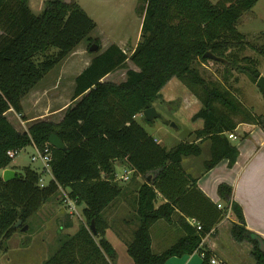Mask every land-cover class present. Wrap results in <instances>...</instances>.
Instances as JSON below:
<instances>
[{"label":"trees","instance_id":"16d2710c","mask_svg":"<svg viewBox=\"0 0 264 264\" xmlns=\"http://www.w3.org/2000/svg\"><path fill=\"white\" fill-rule=\"evenodd\" d=\"M258 1L219 0L212 4L208 0H136L142 21L139 42L129 55L116 45L100 51L99 43L93 40L98 51H88L92 54L88 66L73 80L71 99L75 105L67 108L59 123L38 122L19 133L5 114L13 111L21 115L24 97L78 45L90 41L96 25L75 0L48 1L38 16L29 9L28 0H0V170L16 172L9 182L0 178V243L17 231L14 225L18 221L21 227L26 225L57 196L60 187L76 205H83L85 225L62 239L43 264H112L115 251L105 239L107 223L103 215L119 199L132 195L116 181L114 162H123L132 172L131 178L142 180L135 187V197H131L136 226L125 244L132 263L166 264L171 258L197 253L202 255L200 264H210L214 257L202 248L201 241L225 212L211 207L198 191L196 181L183 171L181 160L200 156V144L195 141L209 142L204 171L222 160L232 168L238 151L226 134L234 131L235 120L257 125L264 132V118L251 116L225 86L234 68L253 84L260 77L256 70L250 71L256 66L255 60L238 61L236 54L232 58L225 56L230 50L248 48L264 58V45L252 46L236 32L240 17ZM207 52L226 61L214 62L223 66L225 84L207 82L195 67L208 62L203 58ZM126 62L138 71L127 70L120 84L102 81L123 69ZM240 62L245 66H238ZM171 79L180 82L199 101L201 109L192 121L201 120L203 126L193 133L194 141L180 142L167 151L135 118L141 116L145 121L143 112L161 99L160 92ZM168 105L176 109L179 100ZM50 135L58 137L66 150L50 146L53 180L40 187V175L29 168L17 172L7 153L20 152L28 146L42 151ZM216 193L237 220L230 229L232 240L249 243L254 264H264L258 245V240H264L245 228L241 212L231 201V188L219 184ZM157 197L162 203L155 207ZM195 197L206 204L202 221L189 213ZM186 219L195 220L201 230L197 232ZM91 220L95 235L90 230ZM158 222L178 228L182 236L164 251L154 253L150 228Z\"/></svg>","mask_w":264,"mask_h":264},{"label":"rangeland","instance_id":"374dc122","mask_svg":"<svg viewBox=\"0 0 264 264\" xmlns=\"http://www.w3.org/2000/svg\"><path fill=\"white\" fill-rule=\"evenodd\" d=\"M48 1L53 0H28V7L35 16H38ZM60 1L68 3L70 0ZM75 1L95 23L96 29L90 34V41H85L78 45L59 66L54 68L34 90L24 97L21 102V115L13 111L5 114L8 122L19 133L26 132L31 125L38 122L57 124L62 120L67 108L75 105L76 101L73 102L71 99L74 87L73 80L88 66L92 57L88 49L95 45L92 43L93 40L99 43L100 51H104L111 45H116L126 52L127 56L139 42L142 18L136 10V0ZM208 1L215 4L219 0ZM236 32L242 35L245 41L252 46L261 47L264 45V0H259L250 11L245 12L240 17L236 24ZM233 55L238 61L242 58L255 60L259 63V66L250 67V71L260 70L262 75H264V58H261L255 52L244 48L242 51L230 50L225 54L228 58H232ZM237 64L238 66H245L241 62ZM195 67L207 82L225 84L222 65L208 61L203 65L195 64ZM127 70L138 71L130 62H126L123 69L115 71L102 81L112 84L123 83ZM225 86L236 95L241 104L245 103V99L246 102L248 100L253 102L254 98L263 100L259 89L256 88L249 77L236 71L235 68L231 70ZM164 92L165 89L162 93ZM262 104L255 106V113H264V103ZM152 107L159 115L158 118H155L151 123H146L141 117L136 121L144 131L148 135L154 134L159 140L162 139L167 149L180 142H185L187 139L185 127L182 124H178L171 115L178 107L175 109V106L166 105L160 99ZM171 124L175 127H171ZM33 155H35L34 150L30 146L20 151L12 160L15 170L21 172L24 168H29L41 175V164L39 161H31ZM124 172H128V170L119 169L116 173L120 176ZM128 175L130 180L131 174L128 173ZM42 179H44L45 183L49 180L47 176ZM127 181H117V184L124 186L127 190H132V183L124 185ZM119 200V203H121V199ZM123 203L122 207L120 204L117 206L124 208L123 211L118 210L120 212L118 215L121 218L123 216L124 221H121L122 219L118 222L115 220L111 225V230L108 232V241H110L109 243L117 254V260H113L112 264H133L122 246V244L130 240L131 232L136 226L131 206V195H126ZM82 208V204L76 205L77 216L73 215L70 217L67 213V208L61 201L59 192L56 197H52L37 214L27 221L28 230L26 232L21 233L18 228L8 240L0 243V264H43L57 250L58 244L62 239L66 236H72L81 225H85V219L81 213ZM110 215L107 211L104 213L103 216L106 223ZM121 223L123 226H121ZM151 234H154V229H151ZM220 237L221 241L224 237L226 238L224 231L221 232ZM175 241L173 239L167 242L165 248H168ZM246 253L248 258V250ZM249 256L252 264H254L250 253ZM229 257L233 256L230 255ZM197 258L199 259L198 256Z\"/></svg>","mask_w":264,"mask_h":264},{"label":"crops","instance_id":"0c3cea01","mask_svg":"<svg viewBox=\"0 0 264 264\" xmlns=\"http://www.w3.org/2000/svg\"><path fill=\"white\" fill-rule=\"evenodd\" d=\"M256 66H259V63H256ZM257 72L260 76L264 77L260 70H257ZM164 89L165 92L162 93ZM160 95V101L166 105L173 103L175 100H179L178 108L176 111H173L171 115L178 124H182L185 127V131L187 132V139L185 142L194 141L193 133L201 130L203 126L201 120L192 121V117L201 109L199 101L176 79H171L161 90ZM234 96L236 97L235 94ZM248 101L246 102L245 99V105L242 104V106L251 114V116L264 117V113L257 114L254 111L255 106L259 104L263 105V100L260 98H254L253 102L252 100ZM139 117L141 116H137L135 121H137ZM235 122L237 125L234 131L230 134L234 135L236 140L228 139L230 145L235 147L238 151V158L232 168H228L227 160H222L210 171L205 172L203 163L209 160V142L199 143V141H195V143L200 144V156L183 158L181 160V167L189 177L196 181L198 191L204 195L209 201L211 207L215 208L217 211L224 212L223 210L217 209V205L224 208L226 204L218 198L216 188L219 184L229 186L232 190L231 201L237 205L238 210L241 212L245 228L264 240V132L259 126L250 124L246 121L237 119ZM149 136L152 137L156 144L167 151L175 146L167 149L164 146L162 139H157L154 134ZM11 165L15 167L13 163ZM119 169L129 171V168L125 163L114 162L116 177H118L116 172ZM3 171L4 170H0V178L2 177ZM129 183H132V190H127L122 185L121 188L125 190V193H131V197H135V187L137 184H141L142 180L139 177L134 179L132 177L124 185H128ZM119 201L115 202L105 210V212L107 211V213L111 214L110 218L107 219V230L105 231V239L107 241L109 237L108 232L111 230L110 228L114 221L116 220L118 222L121 219V221H124L123 216L121 218L118 215L120 213L119 211H123L124 208H119L117 206L118 204H120L121 207L123 206V199H121V203H119ZM161 203V199L157 197L155 207ZM194 203L195 205L189 213L196 216L195 218L197 221L204 220V209L206 204H204V202L198 197H195ZM196 207L198 208L196 209ZM176 218L177 216L174 217V219ZM190 220L192 219H186L187 222ZM236 222L235 215L231 210L228 218L224 217L220 222L216 223L211 230L212 233L206 235L201 241L202 248L212 253L214 260L218 264H252L251 259H249V253H251L249 243H236L230 236L231 226ZM121 226H123L122 223ZM151 229H154L153 235L151 234ZM223 231L226 238L224 237L221 241L220 235ZM150 235L153 252L160 253L166 249L165 245L167 242L173 239L177 240L182 236V233L178 228L169 227L165 223L158 222L150 228ZM109 242L110 241H108V243ZM119 244L121 245V243ZM125 244H122V246L126 252ZM250 247L252 249V246ZM247 250L248 258L246 257ZM230 255L233 257H229ZM197 256L199 257L197 253H194L191 256H183L182 258H171L166 264H200L201 259L200 257L199 259H196ZM114 260H117L116 251Z\"/></svg>","mask_w":264,"mask_h":264},{"label":"built area","instance_id":"2783aa9c","mask_svg":"<svg viewBox=\"0 0 264 264\" xmlns=\"http://www.w3.org/2000/svg\"><path fill=\"white\" fill-rule=\"evenodd\" d=\"M264 118V117H263ZM227 138L236 140V138L234 137V135L232 134H227ZM33 150H34V154L31 157V161H39L41 164V175H40V180H39V186L40 187H44L47 183L44 182V179H42L44 176H47L49 178V180H53L52 175H51V170H50V162H51V150H50V146L45 145L42 149V151L37 150L34 146H32ZM19 152H8L7 156L8 158H10L11 160H13L17 154ZM128 173H130L132 175L131 171L128 172H124L123 175H120L118 177H116V181H127L129 180V175ZM48 180V181H49ZM60 192V197H61V201L64 204V206L67 208V213L70 217H72L73 215H76V211H75V206H76V201L72 200L69 196L68 193H66V191H64L63 189H61L60 187L58 188V193ZM217 209L219 210H223L225 212V218H228L231 210H230V206H225L224 208H222L220 205H217ZM188 224L192 227H194L196 229L197 232H199L201 230L200 226L196 223L195 220H190L188 222ZM212 232H210L209 234H211ZM202 256V255H201ZM201 256L199 255L200 259ZM210 264H218L214 259L210 260Z\"/></svg>","mask_w":264,"mask_h":264},{"label":"water","instance_id":"95a60500","mask_svg":"<svg viewBox=\"0 0 264 264\" xmlns=\"http://www.w3.org/2000/svg\"><path fill=\"white\" fill-rule=\"evenodd\" d=\"M88 51L90 53H95L98 51V47L96 45L91 46ZM204 59H207L208 61H212V62H218V63H226V61L222 58L216 57L213 54H211L210 52H207L203 55ZM255 86L257 89H259L261 91V93L264 95V77L260 76L258 78V80L255 83ZM143 117L145 119L146 122H152L155 118H158L159 115L156 113L155 109L153 107L145 110L143 112ZM171 127H175L173 124H171ZM48 145L51 146L52 148L65 152V147L63 145V143L60 141V139L58 137H56L55 135H50L48 138ZM16 177V173L11 170V169H6L3 171L2 173V181L4 183L9 182L11 180H13ZM148 180L150 178H147ZM22 223L20 221H18L15 225H14V229H20L21 233H24L28 230V226L24 225L22 226ZM90 230L92 231V234L95 235L96 234V230H95V225H94V220H91L90 222ZM258 245H259V251L260 253L264 254V241L262 240H258Z\"/></svg>","mask_w":264,"mask_h":264}]
</instances>
